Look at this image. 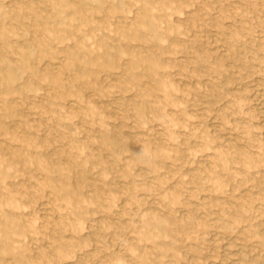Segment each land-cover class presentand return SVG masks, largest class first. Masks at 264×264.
I'll return each mask as SVG.
<instances>
[{"label":"rangeland","instance_id":"1","mask_svg":"<svg viewBox=\"0 0 264 264\" xmlns=\"http://www.w3.org/2000/svg\"><path fill=\"white\" fill-rule=\"evenodd\" d=\"M258 94L264 0H0V264H264Z\"/></svg>","mask_w":264,"mask_h":264},{"label":"bare ground","instance_id":"2","mask_svg":"<svg viewBox=\"0 0 264 264\" xmlns=\"http://www.w3.org/2000/svg\"><path fill=\"white\" fill-rule=\"evenodd\" d=\"M258 85V84H257ZM260 91V90H259ZM260 93V92H259ZM255 97V96H254ZM258 98H259V100L262 102L261 104L264 106V94H258ZM256 100H257V98H256ZM261 105V106H262ZM124 183V182H123Z\"/></svg>","mask_w":264,"mask_h":264}]
</instances>
